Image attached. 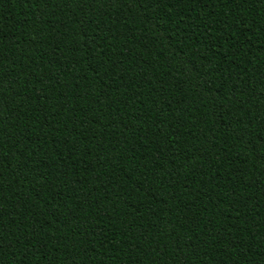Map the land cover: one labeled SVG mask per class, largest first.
Masks as SVG:
<instances>
[{
	"label": "trees",
	"instance_id": "trees-1",
	"mask_svg": "<svg viewBox=\"0 0 264 264\" xmlns=\"http://www.w3.org/2000/svg\"><path fill=\"white\" fill-rule=\"evenodd\" d=\"M0 264H264V0H0Z\"/></svg>",
	"mask_w": 264,
	"mask_h": 264
}]
</instances>
